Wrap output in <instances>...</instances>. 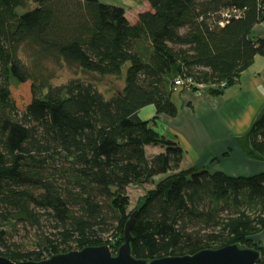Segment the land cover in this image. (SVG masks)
Wrapping results in <instances>:
<instances>
[{"label":"trees","instance_id":"1","mask_svg":"<svg viewBox=\"0 0 264 264\" xmlns=\"http://www.w3.org/2000/svg\"><path fill=\"white\" fill-rule=\"evenodd\" d=\"M146 1L152 12L133 25L125 9L100 0H0V257L41 262L101 246L116 254L133 214L128 188L150 184L134 211L136 259L243 245L264 264L254 241L264 233V173L182 170L183 149L139 118L149 106L177 117L172 85L181 74L218 97L264 58L253 33L264 0ZM233 10L240 17L221 27ZM22 53L35 70L49 60L101 77L126 69L124 85L110 99L80 80L53 86ZM250 138L264 159V115ZM148 147L163 152L149 158ZM21 232L33 248L16 242Z\"/></svg>","mask_w":264,"mask_h":264},{"label":"crops","instance_id":"2","mask_svg":"<svg viewBox=\"0 0 264 264\" xmlns=\"http://www.w3.org/2000/svg\"><path fill=\"white\" fill-rule=\"evenodd\" d=\"M253 33L264 41V22ZM171 100L179 109L177 117L158 116L155 107L149 106L139 112V118L155 120L156 132L183 149L182 170L195 167L235 178L264 173V159L253 151L250 138L253 125L264 115L263 57H256L221 96H210L207 90L199 94L183 90ZM150 148L157 147L146 151Z\"/></svg>","mask_w":264,"mask_h":264},{"label":"rangeland","instance_id":"3","mask_svg":"<svg viewBox=\"0 0 264 264\" xmlns=\"http://www.w3.org/2000/svg\"><path fill=\"white\" fill-rule=\"evenodd\" d=\"M28 1L29 0H26L27 4ZM100 2L125 9L126 17L131 23L135 22L141 14L151 11V7L146 0H100ZM28 10L19 9L18 14L22 15ZM21 58L37 78L41 79V76L44 78H49V81L53 86H62L67 84L71 80H80L87 84L93 85L101 94L104 95L105 98L110 99L116 92L121 91L124 85L126 69L124 70L123 77H101L83 73L76 66H70L64 62L57 63L55 61L49 60L42 62L37 71L33 68L32 63L29 62L28 55L22 53ZM162 152L163 150L161 148H150L147 151V155L149 158H152L156 154H160ZM161 179L162 178H156L155 184ZM152 189H154V185L150 184L143 187H129L127 191L130 199V207L128 212L132 213L133 211H135L138 207L140 199L145 196L147 191H150ZM114 234L115 231H110V233L106 236L112 238L113 242L111 243V245H116L117 243L116 240L114 241L113 239ZM30 237L31 236H27L25 233L21 232L15 238V240L20 244H24V246H26L28 249H31L33 247ZM254 241L256 242V244H258V246L264 249V233L259 237L254 238Z\"/></svg>","mask_w":264,"mask_h":264},{"label":"water","instance_id":"4","mask_svg":"<svg viewBox=\"0 0 264 264\" xmlns=\"http://www.w3.org/2000/svg\"><path fill=\"white\" fill-rule=\"evenodd\" d=\"M132 213L124 228V243L116 254H113L108 246L88 247L81 251L55 255L41 262L15 263L0 257V264H260L261 252L243 245L205 250L193 256L167 257L153 261L136 259L132 254L131 244L132 228L137 213L134 211Z\"/></svg>","mask_w":264,"mask_h":264},{"label":"built area","instance_id":"5","mask_svg":"<svg viewBox=\"0 0 264 264\" xmlns=\"http://www.w3.org/2000/svg\"><path fill=\"white\" fill-rule=\"evenodd\" d=\"M232 17L235 18H239L240 17V12L237 10H233V11H227L223 14V18L224 20L220 22V26L224 27V25L227 23V21L229 19H231ZM208 86L204 83H198L196 82L193 78L191 77H187L184 74H181L180 76H178L172 85V92L173 93H177L179 91H191V92H195V93H202L206 90H208ZM219 88L224 89L225 88V84H221L219 86Z\"/></svg>","mask_w":264,"mask_h":264}]
</instances>
